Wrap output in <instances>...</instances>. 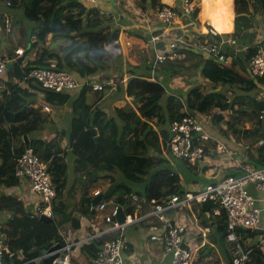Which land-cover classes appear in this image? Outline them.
<instances>
[{"label":"trees","instance_id":"1","mask_svg":"<svg viewBox=\"0 0 264 264\" xmlns=\"http://www.w3.org/2000/svg\"><path fill=\"white\" fill-rule=\"evenodd\" d=\"M7 1L0 0L5 4ZM10 2L11 4L7 5L9 8L24 9L25 16L32 23V27L31 31L26 30L23 44L26 50L29 43L31 47L22 57L10 64L7 74L11 81L4 82L7 92L0 97V213L5 216L0 223L2 224L0 239L4 240L5 245L15 253L14 258L7 259L6 263L42 264L39 259L57 242L63 243L58 226L54 221H41L39 214L32 216L20 199L3 189L16 186V157L26 149H33L49 167L53 160L63 164L61 158H58L61 148L55 142H41L34 138L37 128L33 122L35 119H39V122H47L41 117V111L45 105L61 107L65 106L68 100L66 93L45 90L32 79H28L25 87L22 81L32 70L48 68L51 60L57 62L59 70L72 73L80 80L96 76L100 72L101 65L108 63L110 53L106 45L110 42V38L102 27L105 24L104 18L94 5L80 0H10ZM167 5L165 0H151L149 10L159 11ZM217 6L218 11L219 9L222 12L231 11L232 1L224 0L221 3L219 0L215 2L213 0L204 10L203 18L213 22L212 24L220 30L232 19V13L220 17L219 14H213L208 10L211 7L213 11ZM251 9L260 11L264 25V0H234L235 31L227 37L243 41L248 48L246 52L239 53L229 48L228 62H220L194 47L180 48L186 55L184 62L190 61L194 56H202L199 64L201 78L214 86L227 87L232 92L231 97L220 89L205 91L204 85L193 87L186 94L182 90L176 93L171 92L172 90L168 88L169 82L175 76L181 75L186 70V66L179 64L183 63L181 60H168L155 67L153 62V66L151 64L147 66L148 75L133 74L127 80L124 89L126 88L127 96L135 102L137 108L129 113L118 110L124 122V125H121L114 116L108 117L107 112L102 109L92 110L85 97L90 87L83 86L80 99L71 105L72 126L81 127L79 135L71 145L75 156V182L81 183L82 190L93 187L99 180H111L117 188L115 194L119 191L115 202L122 207H127V212L130 213H134L135 210V207L131 205V199L127 197L131 194L144 196L148 200L155 199L158 203H164L172 195L182 197L185 189L181 176L174 169L159 167L147 183L146 177L158 167L157 164L161 163V160L157 158L159 156L150 154L151 150L160 155L164 148L166 150L168 148L171 134L169 127H166L167 124L170 126L171 123L186 117L190 112L203 116L211 115L217 109L228 111L229 117L225 120L224 135L227 138L229 136L254 138L255 141L251 144L252 148L248 150L245 165L264 167V142L259 144L260 140H264V97L259 99L257 94H249L257 89L260 83H264V78L255 77L250 69L251 59L256 54ZM198 11L199 9L195 10L194 17ZM1 18L3 25L0 26V33L7 31L5 16ZM156 18L163 26L158 15ZM161 32L162 29L159 28L153 35H160ZM49 36L52 39L69 38L72 41L57 49L50 48L45 44ZM116 37L114 33L113 39ZM210 38L215 39V36L202 35L199 42L205 43ZM0 39H2L1 36ZM34 52L33 58L28 60ZM244 73H249V77ZM246 86L248 90L246 94L234 90V88L243 89ZM106 89L108 87L104 90ZM122 90L123 88L119 86L118 91ZM38 93L43 95V105L36 100ZM100 93L103 97L104 91ZM180 93H183L185 98ZM155 95L160 97H154ZM25 106L28 107L26 112L15 116ZM153 122H156L158 130L152 129L144 137L145 131L152 126ZM248 122L252 123L250 128L245 127ZM91 129H95V135ZM189 167L197 175L208 170L197 165ZM118 171L129 178L133 185H146L141 189L142 191H133L130 184L117 179ZM51 175L56 188V197L51 204L52 209L68 213L75 227L77 221L64 199L66 187L62 180L65 173L52 170ZM111 198L104 201L109 202ZM91 205V198L83 200L81 209L85 216L91 215ZM211 206L212 204L208 202L198 204L191 210L187 208L183 210L187 216L196 217L203 229H209L211 243L221 248L230 258L225 243L226 220L222 216L207 218L206 212ZM45 207L46 205L42 206V208ZM245 232L247 237L255 239L258 236L253 230ZM116 237L117 234L114 233L96 237L83 244L80 250L90 264H93L97 252L102 249L105 242ZM213 249L211 244H206L198 250L199 264H211ZM252 264H264V250H254Z\"/></svg>","mask_w":264,"mask_h":264},{"label":"built area","instance_id":"2","mask_svg":"<svg viewBox=\"0 0 264 264\" xmlns=\"http://www.w3.org/2000/svg\"><path fill=\"white\" fill-rule=\"evenodd\" d=\"M86 4L95 5L98 0H80ZM8 0L6 5H10ZM204 0H176V4L164 6L157 12L159 20L164 24L163 33L176 32L177 27L185 28L187 25L198 22L200 11ZM199 9L194 17V12ZM210 12L218 14V6ZM232 13L233 23L231 31L206 32L200 30L201 35H213L215 39H208L205 43L199 42L200 35H188L182 30L177 38L168 40L164 50L155 53L154 67L168 60H183L185 53L181 46L194 47L199 51L206 52L212 58L220 62L228 59L226 46H234L236 41L227 35L235 31V10H224L220 15ZM7 21H12V17L6 15ZM12 29V24L8 26ZM154 42L161 40V36L154 37ZM194 42V43H193ZM25 50L19 49L17 54L22 57ZM8 60H0V97L3 95L6 86L2 80L7 75ZM250 69L255 77L264 78V42L257 44L256 54L251 59ZM28 79H32L43 89L55 93H66L75 90L80 86H89L93 91L102 92L106 87V82H98L99 78H86L81 82L74 74L58 69L55 60L50 61L48 68L34 69L22 81L23 85L28 84ZM45 111L50 108L44 106ZM206 116V117H204ZM212 116V114H211ZM207 117L209 115H187L184 118L174 121L169 126L171 139L168 143L171 155L174 159L187 163L189 166L199 165L214 153H221L224 156H232V153L221 140L213 137L207 130ZM260 140L259 144H263ZM233 166L241 170L240 174H230L223 176L217 182L206 185L199 191L185 190L183 196L172 195L164 203H158L155 199L148 200L144 196L131 194L127 196L131 199V205L135 207L134 213L124 211L118 203L109 204L101 201L96 206V214L93 217L95 224L105 223L107 228L99 236L106 234H117L113 240L105 242L101 250L97 252L94 264H128L133 253L128 249L125 241V231L128 226L154 218L160 226H153L155 234L150 236L153 241L162 240L164 255L169 259V264H196L195 254L197 251L194 243L193 230L185 219H178L170 215L171 211L178 209L193 208L198 204L210 202L212 206L206 212L207 218L222 216L227 223V236L225 239L227 252L232 264H252L253 252L255 249L264 250V167L256 168L252 165H243L235 162ZM51 168L42 161L33 149H26L16 157L15 176L18 180H24L37 198L36 207L38 214L46 213L51 216V204L56 197V188L53 184ZM253 190L256 194L253 193ZM101 190L94 192L95 197L102 195ZM46 205L45 208H42ZM145 205L151 207V212L144 213L142 208ZM122 208L125 219L119 221L117 213ZM99 213L101 215H99ZM72 223L58 225V230L63 240V247L60 250V257L56 264H76L71 255L73 245L69 242L70 233L73 231ZM262 230L257 238L247 237L246 230ZM15 253L5 245L0 239V264L6 263L7 259H13Z\"/></svg>","mask_w":264,"mask_h":264},{"label":"crops","instance_id":"3","mask_svg":"<svg viewBox=\"0 0 264 264\" xmlns=\"http://www.w3.org/2000/svg\"><path fill=\"white\" fill-rule=\"evenodd\" d=\"M117 1H119V0H98L97 4H95L94 7L98 6L97 8H100V6H99V4H100L102 6L101 8L104 7V9H107V10L109 9L111 11L112 15H114V17H116L117 12H118V9L115 10V7L118 6ZM150 1L151 0H139L140 5L137 6L136 3L134 2V0H133V2L132 1L130 2V0H128V2H130L131 9L136 14H141V12H142L143 14L150 15L149 19H152L153 21L150 20L147 25H148V27H150V25L153 24L154 28L144 27V28H141V32H140L141 26L135 20L134 21H132L133 19L128 20L127 18H125L123 16H119V19H116L115 23H118L122 27V29H121L122 31L130 30V31H133L136 33L140 32L139 33L140 35L147 28L148 31H146L145 35H147L148 39L150 37L149 43L153 49L154 56H155L156 52L164 50V46L168 40H170L172 38H177L178 36H180L182 30H185L188 35L198 34L201 37L202 35L200 34V30L204 28V30L206 32H208V28H207L208 24L213 23L210 20L204 19L203 18L204 12L200 11V14L198 16L199 21L196 22L195 24L187 25L185 28L177 27L176 32L163 33L164 32V25L162 26L161 23L159 24L158 19L157 18L155 19V17H157V12H158L157 9H155L153 12H151L149 10ZM210 1H213V0H204L203 7L206 8V6L208 4H210ZM215 1H217V0H214V2ZM219 1L221 3H223L224 0H219ZM231 1H232V5L234 6V0H231ZM165 2L168 5L169 4L170 5L176 4V0H165ZM109 6H112V9H110ZM106 7H109V8H106ZM126 8H127V6H126ZM251 10H252L253 22H254L255 18H257L259 21H261L262 16L260 15V11L259 10H253V9H251ZM13 11L14 10H12V12L4 11L0 14V17L2 16L4 18V16H6L8 14L11 15V14H13ZM221 12H222L221 9H219L218 14H221ZM121 13H123L125 15L127 14V12H123L122 10H121ZM15 15L16 14L14 13V16ZM232 19H233V15H232ZM232 19L228 21V24L223 25L222 28L220 29L221 31L220 30L219 31L220 32L231 31V26L233 23ZM261 22L262 23H259V25H256V23L254 22V29L252 30L255 33L254 42H255L256 46H257V44L264 42V25H263V21H261ZM159 28L162 29L161 34L160 35H153V33ZM0 30H1V27H0ZM26 30H27V28H26V26H24L23 30H20L16 36L14 35L13 37H10V40L14 41L13 45L9 41L4 42L3 39H0V58L1 59H3V56H5L3 60H8L11 64L17 58H20L19 55L17 54V51L19 49L23 48V45L21 43L25 42L23 32L24 31L27 32ZM157 36H161V40L154 42L152 39L154 37H157ZM235 41H236L235 45H242L243 51L247 50V48H248L247 44H244L243 41H239V40H235ZM29 45L31 47V43L28 44V48L25 51L29 50V48H30ZM58 45H59V47L63 46V44L60 42H58ZM181 47L184 48L185 46H181ZM233 49L235 52L236 51L241 52V50H239V49H236V48H233ZM239 52H237V53H239ZM34 55H35V52L31 53V56H34ZM27 57H29V56H27ZM143 70H144V68H140L139 72L136 70H131L129 72L130 73L129 76H126V75L119 73L117 71V75H114L113 79L110 80V82L115 81L114 78L117 77L118 78L117 83L114 84L112 82L111 84L113 86L109 85L108 89H106V92H109V93L105 92L106 94L104 93L102 98H100L101 97L100 92L93 91L92 88L90 87L89 91L86 93V96H85L87 104H89L92 107V110L102 109V111L107 112L106 109H103L102 105L105 102H107L108 100H111V98H113L115 96V94H117L116 92L118 91L119 86H121L123 88V90H122V92H123L124 86L126 87L127 80L129 78H131L133 76V74L143 75V76H146L149 74L148 73L149 71H147V69L144 71ZM98 74H100V73H98ZM98 74L96 76L88 77V78H96V79L97 78H99V79L105 78V77H102ZM8 76H9L8 74L5 75L3 80H2V84L4 86H6L4 84V82L6 80L11 81ZM107 78H109V77L107 76ZM85 79L86 78H83L82 80L79 79V80L81 82H83ZM106 81L107 80L105 78V80H103L102 82L105 83ZM23 86L26 87L27 85H23ZM109 88H111V89H109ZM168 88L170 91L176 89V87L173 88L172 85H169ZM82 90H83V86H80V87L76 88L75 90H71V91L66 92L67 100H68L67 104L65 106L57 107L58 110L56 111V113L55 112L53 113V110L51 112V109L49 111L50 114L47 111H46V113H44L43 109H42L41 117L46 119L47 122H39V119L34 120L33 123L37 128V131L34 134V138L40 140L41 142L53 141V142H56L59 144H61L62 142L72 143L76 139V137L79 135V133L81 131V127L78 125L72 126V123H71L72 119L71 120L68 119L67 122H61L60 118L64 112H66V114H70V113L72 114L71 105L73 102L80 99V96L82 94ZM169 90H167L168 94H170ZM4 92H7V86H6V89L4 90ZM125 92H126V88H125ZM36 100H37V102H40V101H38L37 98H36ZM43 104L44 103H42L41 105H43ZM212 129L209 126L207 127L208 132H210V134L213 137H216L217 139H219L217 137V135L214 132H212ZM73 162H74V164H73V167L71 168V172H72L73 177L71 178V183L69 184V188H66V190H65V196H64L65 201L70 206V209L73 213V217L77 221L76 222L77 227L75 225V227H74L73 231L70 233V237H69V242L73 245V247L71 249V255L73 256L74 252L76 253L77 258H78V260H77L78 262H76V264H90V261L81 252L80 249H81V246L83 244H85V243L89 242L90 240L98 237V235L102 232V231L100 232V230H105L107 228V224H105V223L95 224L93 222V217L97 213L96 211L93 212L94 209L96 210V206H97V205L94 206L93 200L96 198L94 195V192L96 190H101L104 193L106 191V188L109 187V184L96 183L94 187H90L89 189H86L85 191L82 190V186H80L79 184L77 185V183L74 186L75 181H76V177L74 175L76 172L75 171V156H74ZM242 164L245 165L243 162H242ZM224 166L218 164V162L216 160V153L209 156L207 159H205L203 162H201V165L199 166L202 169L206 168L208 170L205 171L204 173L202 172L201 173L202 174L201 179L199 181L197 180L196 183L191 184L189 186V188H186L185 190L196 191L200 188H204L206 185H208L210 183L217 182L223 176L241 173V170H239L238 167H236V166H233L231 164L229 165L228 168H226ZM217 167H219V168H217ZM251 190L253 191L254 194H256V192L253 190V188H251ZM3 191H6L7 193L12 194V195L16 196L18 199H20L24 203L26 209L29 212H31L32 216H35L36 214H38V210L36 207L37 198L31 193L28 184L24 180H18L17 179L16 186L11 187L9 189L4 188ZM85 198H91L92 199V205H91L92 213L90 216H85L83 214V209H81L82 208L81 207L82 202ZM108 203L112 204L113 201H109ZM123 209H124V211L128 210L127 207H123ZM187 209L191 210L192 208H187ZM151 210L152 209L149 205H145L142 208V211L144 213H149V212H151ZM99 215H101V214L99 213ZM170 215L172 217H176L178 219H181V218L185 219L188 222V224L192 227V230L194 231L193 232L194 243L196 244V248H197V251L195 254L196 264H199L197 252L201 247H203L206 244L207 245L211 244V246L214 247V249L211 253L213 255V260L211 261V264H217V263H220V261H221L220 264H225V263L231 264L230 258L226 256L227 253L222 251V249L219 248L217 245H214L211 243L212 242L211 237L208 234L209 229H203L200 225V221L196 217L187 216L183 209L171 211ZM4 217L5 216L0 213V223H1L2 219L4 220ZM6 217H8V215H6ZM51 217L53 218V221L55 222V224L57 226L60 224H64V223H72V221H71L72 218L68 215V213L61 212L58 210H54V209H52V206H51ZM1 225L2 224H0V226ZM155 225L160 226V223L154 218H148L146 220H143L141 222H138V223H135V224L128 226V228L126 229L125 234H124L125 235V241L127 243L128 249L133 253L132 258H130L127 261L128 264H169V259L164 255L162 240L153 241L150 239V236L152 234L156 233V231L153 230V226H155ZM57 243H61V242H57ZM39 260L42 262V264H48L49 263L47 261L48 260L47 258H46V260L44 259L45 261L42 259H39ZM53 264H56L55 261Z\"/></svg>","mask_w":264,"mask_h":264},{"label":"rangeland","instance_id":"4","mask_svg":"<svg viewBox=\"0 0 264 264\" xmlns=\"http://www.w3.org/2000/svg\"><path fill=\"white\" fill-rule=\"evenodd\" d=\"M133 2V0H130V2ZM109 2V1H108ZM107 2V3H108ZM130 2H128V0H119L117 1L118 6L115 7V10L118 9L117 15L116 17H114V15H112L111 11L108 9H104L101 8L102 6L99 4L100 8H97L98 6H95L94 8L99 10L102 18H104L105 24H103V28L105 29V33L107 34L108 38H110V42L107 43L106 48L108 49V52L110 53V57L108 59V63L101 65V69H100V76L105 77L106 78V86L108 87L113 86L111 83L113 82L114 84L117 83V77L114 78L115 81L110 82V80L113 79L114 75H117V71L119 73H122L126 76H129V72L131 70H136V71H140V68H144V70L147 69V65H152L153 61L155 60V56H154V52L153 49L149 43V39L147 38V35H145L146 31H148L147 28H154L153 24L150 25V27H148V22L152 19H149L150 15L147 14H143L141 12V14H136L132 9H131V5ZM134 2L136 3L137 6H139V0H134ZM127 6V8H126ZM129 6V7H128ZM110 9H112V6H109ZM106 7V8H109ZM13 14L9 15L12 17V21H7L6 16H5V22H6V27H7V31L5 30L4 32L2 31L0 33L1 38L4 40V42L9 41L10 43H12V45L14 44V41L10 40V37H13L14 35L16 36L18 34V32L20 30H23V27L26 26L27 31H31V27H32V23L26 18L25 16V12L23 8H15V9H11L9 8L5 3L0 2V14L4 11H10ZM120 10V11H119ZM121 10L123 12H127V14H123L121 13ZM254 10V9H253ZM102 11V12H101ZM14 13L16 14L14 16ZM256 13V12H255ZM119 16H123L125 18H127L128 20L133 19L132 21H136L141 27H140V32H141V28L147 27L145 29V31L142 32V34L140 35L138 32V34L136 32L130 31V30H124L122 31V27L118 24L115 23L116 19H119ZM2 18L0 17V26L2 27L3 23L1 22ZM262 21V20H261ZM261 21H259L257 18L254 19V22L256 23V25H259V23H262ZM10 23L12 24V29L9 30V25ZM208 28V26H207ZM204 29V28H203ZM205 31V30H204ZM25 31L23 32L24 35ZM114 33H116L117 37L115 39H113V35ZM182 33V32H181ZM73 35H75L73 33ZM179 35V34H178ZM181 35V34H180ZM52 39L51 36H49L47 38L46 41V45L50 48H59L58 42L62 43L63 45L69 44L72 40L67 38H63L60 39ZM16 43V42H15ZM25 42H22L21 44L23 45ZM229 48H236L241 50V52H246L243 51V46L242 45H234V46H226V52ZM23 50L25 49V46H23L22 48ZM239 52V51H236ZM228 53V52H227ZM31 58H33V56H30V58L28 60H30ZM202 56H194L191 58L190 61L184 62L183 60H181V62L183 63H179L183 66H186V70L181 74V75H177L175 76L169 83V85H172L173 88L176 87V89L172 90L171 92L176 93L178 90H182L185 94L192 89L193 87H196L198 85H204V90L205 91H211V90H215V89H220L222 92L226 93L229 97H231V91L225 87V86H214L211 83H208L206 81H204L199 73V64L200 61L202 60ZM228 62V61H227ZM153 66V65H152ZM161 67V66H160ZM143 70V71H144ZM245 74V73H244ZM247 77H249V73L245 74ZM107 76L109 78H107ZM105 78H101V79H97L98 82H102L103 80H105ZM261 85L253 90L252 92H250L249 94H257V96L259 97V99H262L264 97V83H260ZM106 88V87H105ZM235 91H237L238 93H243L246 94L248 93L247 90V86L244 87L243 89H238V88H234ZM106 92V90H104V93ZM109 93V92H106ZM105 93V94H106ZM117 94H115V96L113 98H111V100H108L107 102H105L102 107L103 109H106L108 117L114 116L121 125H124V122L122 121L121 117L119 116L118 110H122L123 112L129 113L131 110H135L137 108L135 102L129 98L124 91H117ZM184 98L185 95L183 93H180ZM37 99L38 101H40V103H43V95L41 93L37 94ZM128 97V98H127ZM154 97L159 98L160 95H155ZM102 98V97H100ZM49 108L51 109V112L53 110V113L58 110V108L56 106H49ZM43 112L46 113L44 107H43ZM50 114V112H49ZM206 117V116H204ZM229 117V113L228 111L225 110H214L212 112V116L209 115V117H207L208 122L207 123V127H211L212 132H214L217 137L225 144L227 145L228 149L230 150V152L232 153V156H224L221 153H216V160L218 162V164L228 168L229 165L231 164H235L232 160H235V162L238 163H244L246 164L247 159H248V150L249 148H252V143L253 141H255L254 138H246V137H232L229 136L228 138L224 135V128H225V120ZM71 120L72 119V114H66V112H64L60 118L61 122H67V120ZM252 126L251 122H248L245 127L250 128ZM167 128L169 127V124H167L166 126ZM152 129L158 130V126L156 124V122H153ZM151 129V130H152ZM55 144L61 148L60 152L58 153V158H61V160L63 161V164H60L58 161H54L52 162L51 165V170H55L56 172L58 171H63L65 173V176L63 177V184L66 188H69V184L71 183V178L73 177L72 172H71V168L73 167V159H74V155H73V150H72V145L71 143H65L62 142L61 144L56 143ZM61 145V146H60ZM150 154H152L153 156H159L157 157L158 159L161 160V163L157 164V168L152 170L151 173L146 177V183L150 180L151 176L153 173H155V171L159 168V167H169L174 169L175 171H177L179 173V175L181 176L182 179V185L184 186V189L189 188V186L191 184H194L197 180L199 181L201 179V174L197 175L196 173L194 174L193 171H191V169L189 168L188 165H186L184 162L176 160L172 157L171 152L164 148L161 152L160 155H158L153 149L151 150ZM165 160H164V159ZM201 165V163H199ZM200 165H197L198 167ZM219 168V167H217ZM118 174H116V176L118 177L117 179H119V181L121 182H125L127 184H130L131 189L133 191H142L141 189L144 188V186L146 184H132L129 180V178H127L124 174L116 172ZM81 174V173H80ZM97 183H101V184H109V186L112 184L111 180H107V179H102L99 180ZM81 186V183L78 182L77 185ZM76 185V182L74 184V186ZM95 185H93L94 187ZM108 188V187H107ZM106 188V190H107ZM117 194H119V191L117 192ZM117 194H114V196H112L110 201H113V203L115 202V198L117 196ZM258 239V236L256 237ZM73 260L76 262H78V258L76 253L74 252L73 254ZM221 263V261H220ZM217 263V264H220ZM226 264V263H225Z\"/></svg>","mask_w":264,"mask_h":264},{"label":"water","instance_id":"5","mask_svg":"<svg viewBox=\"0 0 264 264\" xmlns=\"http://www.w3.org/2000/svg\"><path fill=\"white\" fill-rule=\"evenodd\" d=\"M29 47H30V45H29ZM7 68L10 69V64H8ZM27 108L28 107L25 106L22 110H20L19 112H17L15 114V116H19V115L23 114L24 112H26ZM189 114L195 115L194 112H190ZM151 129H152L151 126H149L147 128V130L144 133V137H146V135L151 131ZM91 132L94 135L96 134L95 129H91ZM26 138H28V137L26 136ZM168 150H170V147H168ZM116 190H117V188H116L115 184L112 183L102 195L96 196V198L93 200L94 206H96L99 202H101L104 199L111 198L116 193ZM94 211H96V210L94 209L93 212ZM39 219L41 221H44V222H51V221H53V218L50 215L46 214V213H41L39 215ZM117 219L119 221H121V222L124 221V219H125V214H124L122 208H119V211L117 213ZM254 231L257 234H262V230H260V229H256ZM62 247H63V244L62 243L55 244L54 247L50 251H48L43 257H41L40 259H42V260L45 259L46 260V258H47L48 259L47 261L49 262L48 264H53L54 261L56 262L58 260V258L60 257V250L62 249Z\"/></svg>","mask_w":264,"mask_h":264},{"label":"bare ground","instance_id":"6","mask_svg":"<svg viewBox=\"0 0 264 264\" xmlns=\"http://www.w3.org/2000/svg\"><path fill=\"white\" fill-rule=\"evenodd\" d=\"M213 30L220 32L219 29L214 24L213 25L212 24H208V32H211Z\"/></svg>","mask_w":264,"mask_h":264}]
</instances>
